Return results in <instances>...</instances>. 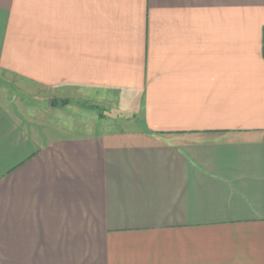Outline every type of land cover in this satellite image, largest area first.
Listing matches in <instances>:
<instances>
[{"label": "crops", "instance_id": "crops-1", "mask_svg": "<svg viewBox=\"0 0 264 264\" xmlns=\"http://www.w3.org/2000/svg\"><path fill=\"white\" fill-rule=\"evenodd\" d=\"M0 78V264H264V0H0Z\"/></svg>", "mask_w": 264, "mask_h": 264}, {"label": "rangeland", "instance_id": "rangeland-1", "mask_svg": "<svg viewBox=\"0 0 264 264\" xmlns=\"http://www.w3.org/2000/svg\"><path fill=\"white\" fill-rule=\"evenodd\" d=\"M17 84H18V82H16L13 79L0 78V86L3 88V92L6 94V97H8L9 99L13 98L14 96L16 98H20V97L23 98L25 96L26 99L30 98L32 105H35L38 107H42V106H48L49 107V106H51V103H49V100L53 96V94L50 90H48V89H35V88L30 89L29 88L28 93H26V92H24V87L21 86L20 88H18ZM25 94H27L28 97H26ZM52 100H53V98H52ZM64 100H66V101H64ZM64 100L63 101L59 100L60 104H61V102H64V104L67 102L72 103L71 100H68V99H64ZM12 105L16 106V104H12ZM92 106H94V105H92ZM98 107H99L98 111H100V113L102 112V115H104L106 112L105 107H102L99 105H98Z\"/></svg>", "mask_w": 264, "mask_h": 264}, {"label": "trees", "instance_id": "trees-1", "mask_svg": "<svg viewBox=\"0 0 264 264\" xmlns=\"http://www.w3.org/2000/svg\"><path fill=\"white\" fill-rule=\"evenodd\" d=\"M91 107H96V106H92V105H91ZM99 115L102 116V113H100Z\"/></svg>", "mask_w": 264, "mask_h": 264}]
</instances>
